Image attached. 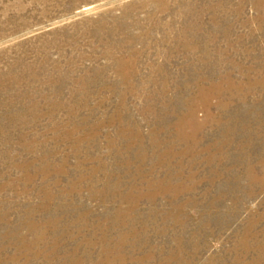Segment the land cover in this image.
<instances>
[{
	"label": "rangeland",
	"instance_id": "obj_1",
	"mask_svg": "<svg viewBox=\"0 0 264 264\" xmlns=\"http://www.w3.org/2000/svg\"><path fill=\"white\" fill-rule=\"evenodd\" d=\"M0 264H264V0H0Z\"/></svg>",
	"mask_w": 264,
	"mask_h": 264
}]
</instances>
